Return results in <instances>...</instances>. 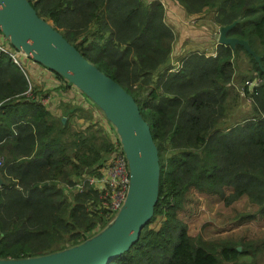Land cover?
Wrapping results in <instances>:
<instances>
[{
    "label": "trees",
    "instance_id": "trees-1",
    "mask_svg": "<svg viewBox=\"0 0 264 264\" xmlns=\"http://www.w3.org/2000/svg\"><path fill=\"white\" fill-rule=\"evenodd\" d=\"M27 1L134 98L157 147L154 213L138 241L109 264H238L241 256L254 259L262 253L264 241L238 251L229 240L194 238L179 214L189 190H196L218 197L224 206L245 198L256 210L240 218H264V0H171L182 3L191 16L213 12L218 28L237 21L227 36L248 41L261 64L242 46L217 44L215 57L191 51L176 70L168 65L176 36L160 1ZM242 54L249 63V80L256 81L242 88L252 114L220 129L233 93L235 61ZM163 65L167 67L155 76ZM28 89L25 75L0 54L2 260L77 246L110 221L90 212L99 201L92 187L75 190L112 151L105 129L81 108L62 105L57 116L40 103L24 100ZM157 217L163 218L160 226L149 228Z\"/></svg>",
    "mask_w": 264,
    "mask_h": 264
},
{
    "label": "water",
    "instance_id": "water-1",
    "mask_svg": "<svg viewBox=\"0 0 264 264\" xmlns=\"http://www.w3.org/2000/svg\"><path fill=\"white\" fill-rule=\"evenodd\" d=\"M236 23L219 27L218 44L242 46L260 67V58L248 41L227 36ZM0 32L17 51L58 74L95 104L115 129L130 173L124 204L99 234L60 252L18 260L0 259V264H109L138 241L157 203L159 158L149 125L134 98L90 63L50 22L40 18L27 0H0ZM2 185L0 178V188Z\"/></svg>",
    "mask_w": 264,
    "mask_h": 264
},
{
    "label": "rangeland",
    "instance_id": "rangeland-1",
    "mask_svg": "<svg viewBox=\"0 0 264 264\" xmlns=\"http://www.w3.org/2000/svg\"><path fill=\"white\" fill-rule=\"evenodd\" d=\"M167 5L165 4V21L173 29L176 36L168 65H176V70L180 59L191 51L215 57L216 52L213 51V48L218 44L219 28L213 23L214 13L210 12L199 16L202 18H196L185 13L182 3L167 0ZM241 59L235 61V76L231 83L233 93L227 98L225 118L223 123L221 122L219 125L220 129L235 123L239 118L252 114V103L242 88L247 83L255 85L256 81L249 80L251 77L248 73L250 67L243 54ZM166 67L167 65L161 66L155 72V76L160 75ZM39 78L41 79V77ZM42 84L40 81V83H35L33 87L42 89ZM56 92L57 89H54V91L44 90L45 97L51 100V104L56 100L54 96ZM58 108L61 109L62 106ZM92 110L89 113L94 119L100 120L104 117L99 110L95 108ZM81 121L83 122V120ZM81 121H78V123L84 125ZM255 210V206L245 198L240 199L231 206H224L220 199L214 195L189 190L186 195L185 209L179 214V217L186 223L190 236L194 238L201 236L206 242L218 243L229 240L237 245V248H240L241 251L242 247L249 243L264 241V218L250 220L240 218L242 214L253 213ZM116 214L109 218L108 224L114 220ZM162 219L157 217L149 225V228L157 229ZM239 259V263L264 264V251L257 254L254 259L250 256H241Z\"/></svg>",
    "mask_w": 264,
    "mask_h": 264
},
{
    "label": "built area",
    "instance_id": "built-area-1",
    "mask_svg": "<svg viewBox=\"0 0 264 264\" xmlns=\"http://www.w3.org/2000/svg\"><path fill=\"white\" fill-rule=\"evenodd\" d=\"M147 3L152 0H143ZM0 54L9 58V60L25 75L29 89L24 93V100H32L47 107L54 115L59 116L60 105H70L74 108H81L84 111L92 112L93 108L98 110L95 104L86 97L78 88L69 84L65 79H59L52 71L44 66L37 64L24 54L17 51L8 41L6 36L0 32ZM41 77V79L39 78ZM37 83L42 84V89L33 87ZM36 88V94L34 89ZM57 89L54 94L56 100L51 104V100L45 97L44 90ZM0 104V112L2 111ZM59 105V106H58ZM58 106V107H57ZM100 112V111H99ZM82 119H79L81 121ZM100 124L105 129L106 135L112 151L105 161L92 167L94 173L85 175L84 178L76 184L75 190H81L84 185L88 184L98 193V203L90 207V212L104 216L106 219L116 214L126 199L130 183V173L127 159L120 144L119 137L113 127L106 129L104 124L105 118H101ZM81 123L86 124L85 121ZM109 123V122H108ZM110 124V123H109ZM2 160L0 159V166Z\"/></svg>",
    "mask_w": 264,
    "mask_h": 264
},
{
    "label": "crops",
    "instance_id": "crops-1",
    "mask_svg": "<svg viewBox=\"0 0 264 264\" xmlns=\"http://www.w3.org/2000/svg\"><path fill=\"white\" fill-rule=\"evenodd\" d=\"M152 1H160L162 4H163V6H164V9H165V4L167 5V0L166 1H164V0H152ZM167 6H169V5H167ZM196 18H202V17H196ZM189 21V20H188ZM183 30V29H182ZM176 40V39H175ZM174 44H175V42H174ZM174 46V45H173ZM214 50L213 51H215L216 50V45L214 46V48H213ZM172 50H173V47H172ZM172 55V54H171ZM171 58V57H170ZM170 61V60H169ZM176 66V65H175ZM175 66H173L174 67V69H175ZM62 105H60V107H61ZM104 127L106 128V129H108V128H111L112 126L108 123V122H106L105 124H104Z\"/></svg>",
    "mask_w": 264,
    "mask_h": 264
}]
</instances>
